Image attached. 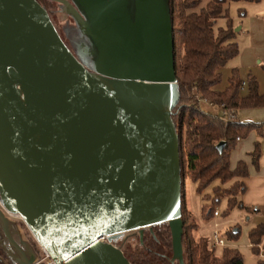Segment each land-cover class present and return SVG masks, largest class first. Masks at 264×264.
Returning <instances> with one entry per match:
<instances>
[{"label":"water","instance_id":"obj_1","mask_svg":"<svg viewBox=\"0 0 264 264\" xmlns=\"http://www.w3.org/2000/svg\"><path fill=\"white\" fill-rule=\"evenodd\" d=\"M51 1L101 49L78 60L36 0H0L2 210L55 264H130L114 244L164 223L184 264L170 15L162 0Z\"/></svg>","mask_w":264,"mask_h":264},{"label":"trees","instance_id":"obj_2","mask_svg":"<svg viewBox=\"0 0 264 264\" xmlns=\"http://www.w3.org/2000/svg\"><path fill=\"white\" fill-rule=\"evenodd\" d=\"M36 1L42 5L41 0ZM239 1L241 0H207L202 6L203 0H167L173 37L175 79L180 95L171 119L179 137L184 264H244L243 256L237 248L225 246L218 258L211 259L205 238L196 244L190 241L186 234L187 224L193 222L194 218L186 210L184 202V179L188 177L195 184L198 194H202L215 181L219 183L212 191L214 194L222 192L226 196L223 216H227L233 208L240 207L237 198L244 192L243 180L247 178L248 171L244 161H238L235 169L230 170V153L237 144L236 138L243 140L251 132L264 138V123L238 120L240 110L264 108V95L259 93L256 79L251 74L247 75L246 85L242 88L243 81L239 72L233 69L227 80V87L222 91L216 90L222 82L221 70L238 55V47L234 42L235 32L226 5ZM218 20H225L226 26L215 30ZM262 69L264 71V66ZM244 89L246 94L242 93ZM203 101L210 103L212 109L203 105ZM218 109L226 112L227 122H224ZM221 142L224 145L219 153L216 146ZM260 154L261 145L256 141L253 151L248 155L256 168ZM203 198L211 201L210 205L202 208L203 214L205 217H212L218 200L206 195ZM192 228H196L195 224ZM169 233L167 231L165 234ZM263 234L264 227L261 225L248 233L254 254H258L257 246ZM162 235L159 234V241H163ZM238 236L239 228H235L226 232L225 239L233 242ZM134 255L137 253L124 254L130 264H137ZM168 264H171L169 260Z\"/></svg>","mask_w":264,"mask_h":264},{"label":"crops","instance_id":"obj_3","mask_svg":"<svg viewBox=\"0 0 264 264\" xmlns=\"http://www.w3.org/2000/svg\"><path fill=\"white\" fill-rule=\"evenodd\" d=\"M227 13L231 19L235 32L234 42L238 47V55L230 60L221 70L222 81L225 83L216 87L217 91H222L227 87V80L233 69H237L243 83L247 75L251 74L258 82L259 93L264 95V81L261 82L256 69L264 71V0L251 2L241 0L226 5ZM217 28L226 26L225 20H218ZM224 74V75H223ZM225 78V80H224ZM246 85V83H245ZM246 94L245 89L242 90ZM238 120L241 122L264 123V108L245 109L238 112ZM258 141L261 145V154L257 168L252 164L248 156L254 149V143ZM238 161H244L247 166L248 176L243 180L244 192L237 198L241 204L237 208L243 215L245 222L243 226L229 221L225 224L229 228H239V236L236 241L228 242L223 236L226 246L237 248L244 253V264H264V234L260 244L257 246V253L254 254L249 242L248 233L250 230L261 225L264 227V138L258 137L255 132H251L247 138L237 142L229 157V169L233 170ZM189 212H191L187 205ZM7 225L0 222V264H27L29 262L39 263V247L32 237L28 236L21 225L6 216ZM230 225H233L231 227ZM244 230V239L242 238ZM204 238V237H203ZM242 244L240 245V241ZM222 248H217L215 254L218 255Z\"/></svg>","mask_w":264,"mask_h":264},{"label":"rangeland","instance_id":"obj_4","mask_svg":"<svg viewBox=\"0 0 264 264\" xmlns=\"http://www.w3.org/2000/svg\"><path fill=\"white\" fill-rule=\"evenodd\" d=\"M67 1L75 7L72 0H67ZM206 2L207 0H203L202 6H204ZM41 3L43 5L41 6L44 7L45 10L47 11L48 16L52 24L54 25L56 31L58 32L60 38L65 43V45L70 49V51L74 54V56L78 58V60H85L83 54L86 51L85 49H87L88 47L95 51H99L101 49L98 45H96V43L92 44L89 38L85 37L81 33L75 20L66 11L63 5L51 0H41ZM133 4L134 3L132 2L129 3V5L131 6V10H129L130 7L129 6L126 9V13L123 12L124 17L127 15V19L130 18L132 21L135 19V10L133 8L134 6ZM162 6L164 13L166 12L169 15L167 0H162ZM214 29L216 30L217 26H215ZM256 71L260 79L261 77H263L261 82L264 81V75L262 74L263 73L262 70L258 68L256 69ZM222 83L224 84L225 81H222L220 85H222ZM202 104L210 109H212L213 107L210 103H207L205 101H203ZM217 111H219L220 116L222 115V113H226L221 109H218ZM223 120L224 122L228 121L226 119V116ZM237 142L238 141H236V143ZM183 159L185 160V156H183ZM218 184L219 183L215 181L202 194H198L195 190L196 188L195 184L188 177H185L184 179L185 208L186 210H188L187 205L189 206L191 212L193 213V215L192 214L191 215L194 218L193 222H189L187 224L186 234L187 237L190 239V241H192L195 244L198 241H200V239H202L203 237L209 243V240L212 239V236L214 234H218L220 237L225 236L226 232L233 230V228L230 229L229 226L225 225L229 223V221L234 222V224L238 223L241 226H243V224L245 223L242 219L243 215L241 214V212H238L240 210H238L237 208H233L227 216L222 215L226 207V196L222 192L214 194L212 191V188H214ZM205 195L210 196V198H214L218 200V203L214 207V210L220 214L218 217H205V214H203L202 208L205 205L207 206L210 205L211 203V201H207L203 198ZM0 209L2 210L1 206ZM4 214L7 217L16 221L17 223H19L23 228V230L27 233V235L32 237L31 233L29 232V230L27 229V227L24 225V223L20 218L10 216L5 212ZM194 224L196 226L195 229L192 228V225ZM230 226L233 227V225ZM149 229L152 230V233L149 232ZM143 231L144 234H143L142 243L140 242L139 235L137 232H130V233H126L125 237L117 241L114 245L122 251L123 255L124 254L128 255V253L136 252L137 255H134V258L136 259L137 264H168V260L170 261L172 256V252H171V238L169 233L170 231L167 224L164 223V224L155 225L151 228H145ZM167 231L169 234H165ZM159 234L164 235V236L162 235L163 238H161L163 241H159ZM242 235H243L242 238L244 239V230H242ZM32 239L36 243L33 237ZM154 240H156L157 242H155ZM241 242L242 240L239 243L240 245L242 244ZM142 245L144 248L141 247ZM140 248H143V250H140ZM208 250L211 254L212 257L211 259H216L220 256V253L218 255L215 254L216 249L213 252V250H210L208 246ZM242 254L244 255V253Z\"/></svg>","mask_w":264,"mask_h":264},{"label":"built area","instance_id":"obj_5","mask_svg":"<svg viewBox=\"0 0 264 264\" xmlns=\"http://www.w3.org/2000/svg\"><path fill=\"white\" fill-rule=\"evenodd\" d=\"M245 86V83H242V88ZM222 118L224 119L226 116V113H222ZM239 138H236V141H239ZM220 214L217 211H214L212 214V217H218ZM101 240H104V238H102ZM208 246L210 248V250H214L217 248H223L226 246L225 240L223 237H220L218 234H214L212 236V239L209 240ZM39 255H40V259H39V263H44V264H55L49 257V255L46 253V251L42 248L39 247Z\"/></svg>","mask_w":264,"mask_h":264},{"label":"bare ground","instance_id":"obj_6","mask_svg":"<svg viewBox=\"0 0 264 264\" xmlns=\"http://www.w3.org/2000/svg\"><path fill=\"white\" fill-rule=\"evenodd\" d=\"M16 218H19V217H16ZM101 242H105V239L104 240H100Z\"/></svg>","mask_w":264,"mask_h":264}]
</instances>
